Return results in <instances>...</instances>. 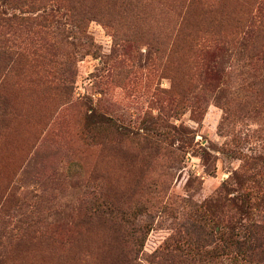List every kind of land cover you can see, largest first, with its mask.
<instances>
[{"label":"rangeland","instance_id":"obj_1","mask_svg":"<svg viewBox=\"0 0 264 264\" xmlns=\"http://www.w3.org/2000/svg\"><path fill=\"white\" fill-rule=\"evenodd\" d=\"M250 13L264 0H0L55 19L0 68V264H186L245 179L264 208V82L219 53L214 86L188 47Z\"/></svg>","mask_w":264,"mask_h":264},{"label":"trees","instance_id":"obj_2","mask_svg":"<svg viewBox=\"0 0 264 264\" xmlns=\"http://www.w3.org/2000/svg\"><path fill=\"white\" fill-rule=\"evenodd\" d=\"M57 8V9H55ZM50 9L48 14H58L60 10H69L62 5H57ZM262 12V8L259 10ZM259 17L257 14H245L237 21L235 31L230 34L208 35L201 37L199 35L193 36L188 42L189 51L198 56L203 61V70L207 76L213 75L216 81H212L214 86L223 82V77L226 74L218 58V54L222 53L225 57L237 56L239 60L264 82V22L263 19L257 23L255 18ZM38 18L31 19L22 15L13 14L10 17H0V68H7L20 58L30 55L22 47H17V39L26 35L29 29H35L36 26L42 28H49L53 25L54 18H43L42 22L37 21ZM181 26V24H180ZM36 33L37 37L44 34ZM31 33V34H32ZM47 33V32H46ZM39 43V39L37 40ZM42 40H40L41 43ZM19 48V49H18ZM230 53V54H229ZM202 57V58H201ZM194 61V60H193ZM193 64V62H191ZM197 66V65H195ZM161 125L158 124L157 127ZM155 130V129H154ZM165 132V131H164ZM243 171L248 169L247 161L245 160ZM250 179H245L244 195L238 197L239 201L229 202V200L222 199L221 206H230L235 212V218H231L228 226H224L219 231V243L215 246L205 245L199 242L189 243V247L185 261L186 264L201 263L205 260L222 259L224 256L228 257L235 264H264V208L253 212V198L251 196L252 187L250 186ZM263 205V203H262ZM256 210V209H255ZM236 221V222H234ZM196 226L198 222H195ZM199 227V226H198ZM207 238L213 237V231L202 228ZM175 252H182L181 249L176 248ZM191 253H195L198 261H194L190 257ZM120 259L123 262L125 256ZM166 258V257H164ZM132 261L123 262V264H132Z\"/></svg>","mask_w":264,"mask_h":264}]
</instances>
